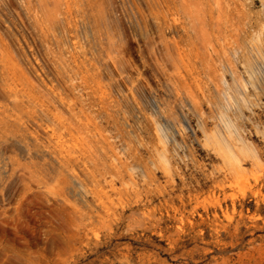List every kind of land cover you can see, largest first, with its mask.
I'll return each instance as SVG.
<instances>
[{
    "label": "rangeland",
    "instance_id": "374dc122",
    "mask_svg": "<svg viewBox=\"0 0 264 264\" xmlns=\"http://www.w3.org/2000/svg\"><path fill=\"white\" fill-rule=\"evenodd\" d=\"M79 16L78 31L61 30L62 40L81 52L77 63L95 68L93 85L111 102L117 124L101 123L103 133L117 150L126 148L131 115L141 121L146 115V135L152 144L145 158L153 162L155 121L168 120L178 126L186 116L196 130L200 117L206 133L215 134L218 111L237 100L233 80L241 87L249 80L246 69L254 58L251 52L257 54L258 64L264 60V0H247L245 15L231 17L229 26L221 27L230 52L225 68L218 47L204 46L203 33L211 24L204 14L190 22L181 19L176 36L168 19L136 15L128 0H98L95 18ZM183 28L191 39L184 36ZM0 35L10 43L25 72L20 84L28 78L38 84L45 80L42 70L49 75L50 63L20 0H0ZM181 39L196 61L192 76L184 64L176 70L166 57V45ZM243 54H247L245 62ZM195 79L204 92L187 96L183 87ZM247 97L256 107L253 113L245 111L242 127L262 164L249 165L243 179L235 181L205 134L197 131L195 141L189 133L186 142L191 152L187 155L194 166L186 174L194 175L199 183L197 196L188 202L187 195L182 198L176 192L169 211L173 214V209L186 206L183 216H177L182 222L165 217L164 207L156 214L163 220L148 229L127 212L122 225L109 219L111 225L102 221L86 230L82 224L87 220L70 208L86 213L81 206L74 200L66 206L28 174L19 173L16 148L0 137V264H264V95L250 92ZM19 99L4 88L0 77V106H4L0 117L3 110L13 111ZM13 114L7 135L14 134ZM159 178L164 181L161 173ZM56 186L53 182L49 189ZM127 197L122 196L121 202L128 204L131 198Z\"/></svg>",
    "mask_w": 264,
    "mask_h": 264
},
{
    "label": "bare ground",
    "instance_id": "6f19581e",
    "mask_svg": "<svg viewBox=\"0 0 264 264\" xmlns=\"http://www.w3.org/2000/svg\"><path fill=\"white\" fill-rule=\"evenodd\" d=\"M20 1L37 34L35 39L45 51L51 73L46 75L42 70L45 80L40 84L29 78L20 84L25 72L10 43L0 35V77L4 88L6 86L10 94L20 98L13 105L17 109L13 108L9 113L3 110V117H0L3 133L0 137L3 140L6 137L5 142L9 141L16 148L19 173L28 174L31 180L43 185L57 199H63L66 206L74 201L81 206L86 213L69 207L73 214L87 220L82 224L86 230H92L91 226L109 219L116 221L117 226L122 225L127 212H131L135 222L142 221L143 227L148 229L153 227V223L163 220L162 215L157 218L156 214L161 213L164 207L167 209L165 217L182 222V218L177 219V216H183L187 207L184 210L173 209V214L169 208L175 201L176 192H180L182 198L187 195L188 202L197 196L199 183L194 175L186 174L194 166V160L187 155L191 152V145L186 142L189 133L195 141L197 131L205 134L206 142L221 157L235 181L243 179L249 165L262 164L259 152L246 140L242 127L245 111L253 113L256 107L247 97L248 93L264 95V60L263 64L255 62L257 54L251 52L254 58L246 69L249 77L246 85L238 86L233 80L237 100L227 102L218 111L215 134L206 133L205 123L200 117L196 130L186 116L178 126L168 120L163 124L154 122L157 148L156 161L153 162L145 158L152 144L146 135V115L143 121L131 115L127 124L129 143L126 148L117 150L111 137L103 133L101 123L112 121L117 124L111 113V102L108 97L99 95L93 85L91 73L95 68L77 63L81 52L68 47L62 40L61 30L78 31L82 18L80 13L95 18L98 0ZM128 1L136 15H160L168 19L175 36L181 19L190 22L204 14L211 20L209 31L203 33L204 46L218 47L222 67L228 66L230 52L223 35L226 31L221 27L229 26L231 17L245 15L247 0ZM182 31L191 39L186 28ZM181 41L166 45V57L174 69L179 70L182 63L185 72L192 76L196 61L192 60V49L182 45ZM246 57L247 54H243L241 60L245 62ZM222 83L226 87L229 85L226 79ZM183 88L187 96L204 92L197 79ZM131 110L135 111L133 107ZM11 113L15 117L10 124L14 125V134L7 135ZM114 138L118 139V136ZM159 173L164 181L160 180ZM53 182L58 183V190L56 187L49 189ZM125 194L131 198L128 204L124 199V203L121 202Z\"/></svg>",
    "mask_w": 264,
    "mask_h": 264
}]
</instances>
